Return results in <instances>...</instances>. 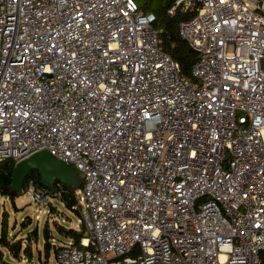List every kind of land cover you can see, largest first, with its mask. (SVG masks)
Listing matches in <instances>:
<instances>
[{
    "label": "built area",
    "instance_id": "2783aa9c",
    "mask_svg": "<svg viewBox=\"0 0 264 264\" xmlns=\"http://www.w3.org/2000/svg\"><path fill=\"white\" fill-rule=\"evenodd\" d=\"M177 10L192 79L134 0H0V162L45 150L82 177L87 235L56 264H260L264 0Z\"/></svg>",
    "mask_w": 264,
    "mask_h": 264
},
{
    "label": "trees",
    "instance_id": "16d2710c",
    "mask_svg": "<svg viewBox=\"0 0 264 264\" xmlns=\"http://www.w3.org/2000/svg\"><path fill=\"white\" fill-rule=\"evenodd\" d=\"M161 2L164 5L162 8H159L157 10H147L146 5L141 8L138 6V8L141 12L145 14H152L154 16L155 20L153 22V27L158 31L159 37L161 39V49L165 51L176 63H178L180 68V74L183 77L192 79L191 68L196 61L197 55L189 47L188 43L181 38L178 31L179 21L181 19L189 17V14L177 10L174 15H170L168 13V9L173 5L175 0H161ZM14 165L15 162L13 160H6L0 162V196L8 197L11 201L17 198L20 194L10 187L12 174L14 171ZM75 171L81 180L80 186L78 188L64 185L59 181H54V183H52L49 187H45L41 183V179L38 172L31 171L25 176L23 180L21 193L26 190L28 181L32 180L36 188L43 189L51 197H53V194L55 192H58L60 194V198H58V200L63 204L64 208L70 210L71 212H73V214L79 216L81 210L76 197V191L82 186V177L80 173L77 172V170ZM47 205H49V207L52 206L50 202H48ZM4 227L5 220L3 217H1L0 245L8 247L11 255L14 258L18 259L20 257L22 248H20L19 245L15 246L7 243ZM56 231L59 235L63 237L54 244L49 243V234L47 232H44V248L46 251H49L50 248L54 249V259L57 248L60 246L61 243L67 242L69 239L74 241L76 244H79L80 240L87 235L83 227L81 230H75L73 228H65L62 225H56ZM24 252H26L25 249ZM260 259V264H264V254H261ZM0 262L2 264H7L2 258L1 252Z\"/></svg>",
    "mask_w": 264,
    "mask_h": 264
},
{
    "label": "rangeland",
    "instance_id": "374dc122",
    "mask_svg": "<svg viewBox=\"0 0 264 264\" xmlns=\"http://www.w3.org/2000/svg\"><path fill=\"white\" fill-rule=\"evenodd\" d=\"M134 1L140 8L146 5L147 10H157L164 5L161 0ZM46 199L52 204L51 207L35 201L27 192L20 193L13 201L0 196V223L3 217L6 241L22 248L20 257L16 259L8 247L0 245L2 258L7 264H56L54 249L46 251L44 248V232L49 234V243L54 244V240L58 242L63 237L56 231V225L82 229L78 222L79 216L64 208L58 199L48 196Z\"/></svg>",
    "mask_w": 264,
    "mask_h": 264
},
{
    "label": "water",
    "instance_id": "95a60500",
    "mask_svg": "<svg viewBox=\"0 0 264 264\" xmlns=\"http://www.w3.org/2000/svg\"><path fill=\"white\" fill-rule=\"evenodd\" d=\"M31 171L38 172L41 183L45 187H49L54 181L74 188H78L81 183L72 166L55 159L47 151L42 150L15 163L10 187L21 193L23 180Z\"/></svg>",
    "mask_w": 264,
    "mask_h": 264
}]
</instances>
